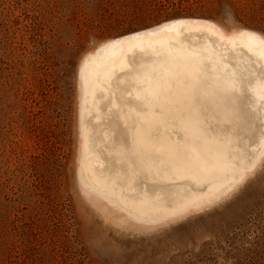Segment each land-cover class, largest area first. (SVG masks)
<instances>
[{
    "label": "rangeland",
    "instance_id": "374dc122",
    "mask_svg": "<svg viewBox=\"0 0 264 264\" xmlns=\"http://www.w3.org/2000/svg\"><path fill=\"white\" fill-rule=\"evenodd\" d=\"M177 18L264 35V0H0V264H264V162L159 230L116 225L79 185L81 60Z\"/></svg>",
    "mask_w": 264,
    "mask_h": 264
},
{
    "label": "bare ground",
    "instance_id": "6f19581e",
    "mask_svg": "<svg viewBox=\"0 0 264 264\" xmlns=\"http://www.w3.org/2000/svg\"><path fill=\"white\" fill-rule=\"evenodd\" d=\"M82 191L120 226L159 230L237 193L264 162V35L177 18L78 67Z\"/></svg>",
    "mask_w": 264,
    "mask_h": 264
}]
</instances>
